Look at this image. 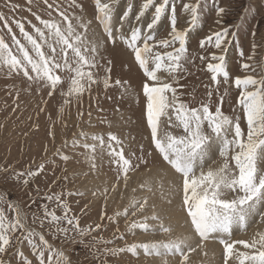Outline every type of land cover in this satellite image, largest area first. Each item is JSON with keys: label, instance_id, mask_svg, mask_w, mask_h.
I'll use <instances>...</instances> for the list:
<instances>
[{"label": "snow or ice", "instance_id": "6c2138e0", "mask_svg": "<svg viewBox=\"0 0 264 264\" xmlns=\"http://www.w3.org/2000/svg\"><path fill=\"white\" fill-rule=\"evenodd\" d=\"M28 2L31 3V0ZM43 3L48 9H53V4L48 3V0H43ZM72 5H76V0H72ZM169 5H171L169 17L171 30L167 38L156 40L155 27ZM76 6L82 7V5ZM8 7L19 6H13L9 0ZM95 7L96 20L102 25L106 35V40L103 42L88 39L87 30L91 21L83 22L82 18L74 15L70 17L65 10H61L59 4H56L55 10L62 18L60 23L33 13L40 26L28 21L32 28V32H29L25 28V23L14 20L24 43L12 32L7 18L0 13V21H3L11 34V45L0 37V68H6L9 75L22 74L30 84L37 85L38 91L41 88L47 89L49 97L59 90L63 97V103L59 107V114L62 116L64 105H69L73 100L81 102L85 94L91 97L93 85L102 84L104 89H108L115 84L125 92L128 91L125 87L126 81L111 80L110 67L100 65L97 56L105 43L115 44L117 39L124 42L132 51L145 77L142 91L147 100L146 121L152 145L163 162L181 178L182 205L194 234L199 238V243L196 247H192L188 237H177L167 242L149 241L126 244L123 247H105L102 250L103 255L116 256L124 252L139 255V250H142L146 256L179 255V264H188L189 253L195 252L197 248L203 250L205 241L209 239H218L223 245L224 264H229V261L233 259L237 264H264V231H258L250 241H230L224 238L230 237L234 229L245 230L256 216H259L257 223H264V211L261 210L264 209V169L258 166L259 163L264 162V76L256 78L247 75L243 78L236 77L234 80L235 86L240 89L238 104L242 107L247 122L245 134L239 117L234 120L224 115L220 106H217L213 112L208 103L202 102L198 107H191L180 100L177 87L174 86L178 83V74L186 71L184 64L188 61L187 37L198 19L199 0L195 4L183 3L184 12L190 13L191 17L189 28L183 30L177 28L176 6L172 0H160L159 3L155 0H144L136 19L139 20L146 9L154 7L151 22L147 24L149 31L144 32L140 27H133L127 36H117L115 33L120 32L119 28H116L114 33L112 7L109 3L95 0ZM29 11H31L30 8ZM216 12L219 16L225 12V9L217 7ZM127 17L128 11H125L120 17L121 27ZM73 20L76 21L75 24ZM228 35L229 31L226 28L214 32L200 40V47L204 48L211 44L216 49H221L222 45L228 43ZM254 36L255 33H253ZM157 47L172 50L159 52L155 51ZM256 47L253 41V51ZM248 59L251 60L253 57L249 56ZM200 60L208 61L206 68L217 90L221 77L225 83L228 82L229 73L224 64L223 55L215 53L210 56L201 55ZM108 63L110 65L111 62ZM100 67H104L103 77L98 76L97 70ZM249 67L247 63L242 65L244 70H248ZM63 73L68 75H62ZM65 81H67L66 90L63 87ZM212 95L213 89L209 88L207 92L209 100ZM220 99L222 101L223 97L221 96ZM41 111L44 109L42 108ZM83 115L82 110L78 111V118ZM88 115L91 116V112ZM165 121L169 128H179L183 134L175 135L164 130ZM205 125L208 132L205 131ZM49 135L54 140L52 131ZM79 136L85 141L89 138L83 131L79 133ZM91 139L94 143L81 144L79 140L73 139L72 144L83 147L91 154L95 153L97 143L101 147L105 146L102 135L93 134ZM120 144L121 141L115 134L111 132L107 134L109 154L113 157L120 173L117 179L122 177L126 187L129 172L135 171L141 164L147 165L148 160L144 158L143 146H141L142 154L136 156L138 163H133L124 155L122 147H116ZM45 151H47L46 147ZM217 151L220 163L216 167L208 166L205 170V165ZM57 154H60L59 149ZM132 155L135 156V153ZM62 159L67 161L69 157L63 155ZM88 159L94 160V156L90 155ZM212 163L215 164L216 161L213 160ZM91 166L95 168V163L93 162ZM44 169L45 164L41 162L34 170L29 167L27 171L15 172L14 177L17 180L23 177V183L27 185ZM140 187L142 189L147 187V190L151 191L150 186L142 184ZM112 188L114 191L116 185L114 184ZM107 193L108 189L105 188L102 193L105 207ZM73 195H83V193L72 191L46 193L45 199L52 202L55 207L42 204V216L37 217L33 214L32 222L35 224L39 220L41 227L47 222L54 236L67 237L69 232H75L80 237H84L99 230L102 227L100 223L81 227L79 217L71 214V206L65 197ZM154 207L153 205V209ZM57 209L61 210L60 215H57ZM147 209V197L131 198L123 212L109 216L102 211L100 219L112 221L114 218L124 216L129 233L135 230L145 233L157 231L170 233L171 228L164 225L155 211L150 215H143ZM138 215L139 219H136ZM116 238L123 239L119 228H116L113 233V239ZM24 240H27L36 264H71V260L63 250L55 248L43 233L28 226L27 215L18 204L9 202L6 210L3 203H0V257L8 253L11 248L19 258L20 264H33V261L19 248ZM100 243L107 245L112 241L105 240L103 237H94L89 247ZM236 244H241L250 251H237ZM203 254L207 255V252ZM0 264H10V261L0 258ZM100 264H107V260L101 259ZM164 264H167L166 260Z\"/></svg>", "mask_w": 264, "mask_h": 264}, {"label": "rangeland", "instance_id": "374dc122", "mask_svg": "<svg viewBox=\"0 0 264 264\" xmlns=\"http://www.w3.org/2000/svg\"><path fill=\"white\" fill-rule=\"evenodd\" d=\"M102 2L109 3L112 7L114 33L116 28L120 29L119 33H115L117 36L129 35L133 27H140L144 32L149 31L147 24L151 22L155 11L154 7H149L139 20L136 19L144 0H102ZM155 2L159 3L160 0H155ZM8 3L9 0H0V13H3L7 18L12 32L21 39L22 43L25 41L14 20H21L25 23V28L29 32H32V28L28 21L40 26L33 13L44 19H53L60 23L62 18L55 10L56 4H59L61 10H65L70 17L74 15L82 18L83 22L91 21L87 30L89 40L101 42L106 40L102 25L96 20L95 0H76V5H82V7L72 5V0H48V3L53 4V9H48L43 0H31V3L28 0H11L13 6H19L13 8H9ZM172 3L176 6L177 28L181 30L189 28L191 17L190 13L184 12L183 3L195 4L197 0H172ZM217 7L224 8L225 12L218 16ZM170 9L171 5L155 27L156 40L167 38V34L171 30ZM123 11H128V17L123 21L121 27L120 17L123 15ZM49 13L51 14L49 15ZM73 23L75 24L76 21L73 20ZM225 28L229 31L228 43L222 45L221 49H216L211 44L204 48L200 47L201 39ZM253 33H255L254 37ZM0 37H3L5 42L11 45V34L4 26L3 21H0ZM253 41L257 46L255 51H253ZM176 46L178 47V44ZM187 49L188 61L184 64L186 71L178 74V83L174 85L177 87L180 100L191 107H198L202 102L208 103L213 112L217 106H220L224 115L234 120L239 117L241 128L246 134V118L242 107L238 104L240 89L235 86L234 80L236 77L243 78L247 75L256 78L264 76V0H199L198 19L188 32ZM171 50V48L159 47L155 49L159 52ZM241 50H243V55H241ZM13 51L15 52L14 46ZM212 53L224 56V64L229 73L227 83L223 81L222 77L220 78L218 90L210 79L211 74L207 71L208 61L200 60L201 55L210 56ZM249 56H252L253 59H248ZM97 60L100 65L110 67L113 82L117 79L126 81L125 87L128 91L125 92L115 84L108 89H104L102 84L93 85L91 97L85 94L81 102L73 100L69 105H64L62 116L59 114V107L63 103V97L59 90L49 97L47 89L41 88L38 91L37 85L30 84L22 74L9 75L6 68H0V197H2L0 203H3L6 210L9 202L18 204L27 215L28 226L43 233L55 248L63 250L71 260V264H100L101 259L107 260V264H152V257L157 256H146L143 252H140L139 255L124 252L116 256H105L102 250L105 247H123L131 243L149 242L152 237H156L160 239L158 241L162 242L175 239L176 236L172 235L175 233L174 227L171 226L174 217L173 213L168 211H174L177 201L182 203L181 182L177 183L176 180L170 179L167 183L160 177V173H164L169 166L163 162L152 145L146 121L147 100L142 91L145 77L135 61L132 51L124 42L117 39L115 44H104V47L99 50ZM245 63L250 65L248 70L242 68ZM104 67L97 70L99 77L105 75ZM62 75L67 76L68 74L63 73ZM161 75L165 74L161 73ZM63 87L66 90L67 81ZM209 88L213 89L210 100L207 96ZM221 96L223 97L222 101ZM42 108L44 111H41ZM80 110L84 115L78 118L77 113ZM89 112H91V116L88 115ZM163 127L164 130L175 135L183 134L179 128H169L166 121ZM50 131L54 133V140L49 135ZM81 131L88 135L87 141L79 136ZM205 131L208 132L206 125ZM110 132L121 141L119 146H114L122 147L124 155L130 158L133 163H138L136 156L142 154L141 146H143L144 158L148 160L147 165L141 164L138 169L129 172L126 187L122 177L117 179L120 174L119 169L109 154L107 134ZM93 134L102 135L105 139V146L101 147L97 143L94 154L89 153L83 147L73 146V139L79 140L81 144L94 143L91 139ZM45 147L47 151H45ZM57 149H59V155ZM133 153L135 156L132 155ZM63 155H67L69 159L63 160ZM90 155L94 156V160L88 159ZM213 160L216 161L215 164L212 163ZM41 162L45 164V169L33 177L27 185L23 183V177L19 180L14 177L15 172L27 171L29 167L34 170ZM93 162L95 168L91 166ZM219 163L220 158L217 151L205 165V170L208 166L216 167ZM9 166H11L10 169ZM258 166L264 169V162L259 163ZM3 169L9 170L4 171ZM64 177L67 179H63ZM179 180H181L180 176ZM114 184L116 188L113 191ZM142 184L150 186L151 191H148L147 187L142 189L140 187ZM105 188L108 189L106 207L102 194ZM61 191L83 193V195L65 197L71 206V214L79 217L81 227L96 223H100L102 227L84 237H80L75 232H69L67 237H64L54 236L47 222L43 227L39 220L34 224L32 222L33 214L37 217L42 216V204L55 207L52 202L45 199V194ZM123 191L125 204L120 206L117 199ZM141 197L148 198V209L143 215H150L155 211L164 225L171 228L170 233L157 231L148 233L147 236L150 234V238L144 236V239L136 240L137 234L142 231L127 232L124 216L114 218L112 221L107 219L101 221L102 211H105L109 216H115V213L123 212L131 198L140 199ZM82 209L84 211H81ZM181 210L186 215L185 209ZM261 210L264 211V209ZM60 214L61 210L57 209V215ZM136 219H139V215ZM186 219L188 222L187 215ZM256 219H259V216H256L253 219L254 222L252 221L245 229L251 234L250 237H247L249 241L255 235L251 225L255 224ZM151 223L155 224L156 222ZM188 223L192 230L190 222ZM261 224L263 223L259 225ZM116 228H119L123 234V239H113ZM245 230H241L242 233H245ZM233 231L237 232L230 236V241L244 240L238 234L240 231L237 229ZM94 237H103L105 240H111L112 243L107 245L100 243L89 247ZM247 239L246 241H248ZM192 246L196 247L194 244ZM240 247L239 251H250L243 245ZM19 248L33 261V264H36L27 240L22 241ZM221 248L223 250V245ZM222 250L220 249L219 253L221 252V260L224 264ZM205 252L207 255L209 254L208 256H214L212 252V254L208 251ZM207 255L199 257L207 259ZM0 258L10 261V264H20L19 258L11 248ZM204 260H200L196 264H203L206 262ZM234 262L236 261L234 260Z\"/></svg>", "mask_w": 264, "mask_h": 264}, {"label": "bare ground", "instance_id": "6f19581e", "mask_svg": "<svg viewBox=\"0 0 264 264\" xmlns=\"http://www.w3.org/2000/svg\"><path fill=\"white\" fill-rule=\"evenodd\" d=\"M126 6V5H125ZM126 9V8H125ZM124 12V11H123ZM117 50V49H116ZM119 50V49H118ZM126 53V52H125ZM124 53V55H126ZM123 55V54H122ZM135 66V65H134ZM168 168V169H167ZM165 169V172L164 173H160V177L165 181V182H169L170 179H174L176 180L177 183L181 182V180H179V176L173 171L170 169V167H167ZM153 172V171H152ZM157 172V171H156ZM160 172V171H159ZM133 173V172H132ZM142 174V173H141ZM152 174H155V173H152ZM158 175V173H157ZM159 178V176H158ZM134 179V178H133ZM125 191V189H123ZM124 191L122 192V194H120L118 196V199L117 201L119 202L120 206H123L125 204V194H124ZM172 196V195H171ZM178 200V199H177ZM181 202V201H180ZM177 207H175L174 211L170 210L168 212H171L173 213V217L174 219L172 220V228L174 227V230L175 233H173L172 235H175L176 238L177 237H188L189 238V243L191 244V246L194 244V245H197L199 243V238L194 234L193 230H191L189 228V221L187 222L186 220V215L184 214L183 209V205L182 203L180 204L179 201H177ZM118 206V205H117ZM119 208V207H118ZM169 215V214H168ZM189 220V219H188ZM259 219H256L255 221V224H252L251 227H252V232L253 233H257L258 231H264V223L259 225L260 223H257ZM187 222V223H186ZM254 222V221H253ZM191 227V226H190ZM250 227V228H251ZM189 228V229H188ZM238 231V234L244 238V240L247 239V237H250L251 234L249 232H246V230L244 231L245 233H242L243 231H241L240 229H237ZM193 233H192V232ZM237 231H232V234L236 233ZM231 234V235H232ZM148 233H145V232H139L136 236V240L138 239H144V236L149 237L150 238V234L149 236H147ZM225 239H231V237H224ZM239 239V238H238ZM140 240V241H141ZM151 241H158L160 239L156 238V237H152L150 239ZM248 240V239H247ZM249 241V240H248ZM137 242V241H136ZM239 244H236L235 245V249L237 251H239V249L241 248L239 245V248L238 247ZM192 247H195V246H192ZM222 245L219 243V240L218 239H209L208 241H205V246L203 248V250L197 248V250L195 252H192V253H189V261H188V264H196V262H200L203 261L204 259L206 260V262H204L203 264H222V255L219 253V250L221 249L222 250ZM185 251H187V249H185ZM205 251H208L210 252V254L213 253L214 256L210 255L208 256V258L206 259L205 258H202L203 257V252ZM244 251V250H243ZM142 252V250H139V253ZM212 252V253H211ZM223 252V250H222ZM200 255H202V257H199ZM167 261V264H179V260H180V257L179 255H168V256H165V257H152V264H164V261ZM204 260V261H205ZM229 264H237V262H234V259L231 260L229 262Z\"/></svg>", "mask_w": 264, "mask_h": 264}]
</instances>
